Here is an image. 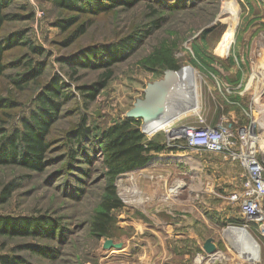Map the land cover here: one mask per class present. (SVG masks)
Listing matches in <instances>:
<instances>
[{
    "label": "rangeland",
    "instance_id": "rangeland-1",
    "mask_svg": "<svg viewBox=\"0 0 264 264\" xmlns=\"http://www.w3.org/2000/svg\"><path fill=\"white\" fill-rule=\"evenodd\" d=\"M2 1L9 15L3 40L9 45L21 32L24 38L4 56L0 150L40 112L39 97L54 82L64 96L56 100L44 170L6 165L0 157V216L40 221L47 229L0 235V257L16 264H264L260 226L231 199L243 188L240 161L170 140L182 126L227 119L237 150L247 151L248 140L264 160V0H82L87 13L54 0ZM72 17L77 22L67 30L57 26ZM82 26L85 32L76 34ZM167 60L175 71L196 73L179 83L161 120L181 118L148 128L150 134L138 119L146 140L165 149L153 151L146 167L112 176L101 151L105 133L128 118L149 83L164 78ZM197 101L199 111L186 115ZM81 125L89 129L83 140L75 135ZM110 185L124 206L112 211L110 236L98 237L93 223ZM236 228L257 243L259 262L249 260V244ZM108 239L122 247L107 248ZM206 242L215 244L214 254Z\"/></svg>",
    "mask_w": 264,
    "mask_h": 264
},
{
    "label": "trees",
    "instance_id": "trees-1",
    "mask_svg": "<svg viewBox=\"0 0 264 264\" xmlns=\"http://www.w3.org/2000/svg\"><path fill=\"white\" fill-rule=\"evenodd\" d=\"M59 7L71 10L81 11L87 13L89 10L87 3L82 0H54ZM4 2L0 0V77L5 72L4 56L8 48L15 44L23 42L24 34L17 33L14 35L13 42L9 45L5 43L2 38V30L4 24L9 20V15L4 12ZM77 22L76 17L68 18L57 22L63 30ZM85 32V27H80L76 34ZM33 50L38 52V48ZM169 69L177 70L178 66L170 60L166 62ZM112 63H109L111 65ZM41 70H36L37 74H41ZM37 74H33L35 77ZM111 75H107V80ZM106 78L102 82L94 84L88 96L92 99L96 97L98 92L106 85ZM27 82L26 79H15V83L22 85ZM101 87V88H100ZM64 96L61 87L58 86V81L54 82L52 86L44 91L39 97V104L41 106L39 113H34L30 120H26L23 124L22 130L18 129L6 138L0 150L1 162L6 165L25 164L32 169L44 170V158L48 149L49 142L47 135L53 121V116L56 115L60 102L56 101ZM140 120L134 118H127L124 121L116 123L112 126L104 136L101 145V151L104 156L105 164L112 176H117L126 172H131L145 167L152 159V152H161L165 146L156 141H147L146 135L139 127ZM89 129L84 125L76 131L75 135L78 139L87 138ZM22 156V158H21ZM108 187L109 196L102 203V210L97 212L94 219L93 231L98 237L110 236L115 225V219L112 216V211L121 209L124 205L119 199L116 188L113 185ZM13 186H8L4 190V194L9 195ZM1 197V199H5ZM22 229L21 234L37 235L36 230L47 231L45 225L40 221L29 223L27 220H15L13 217L0 216V235H13V231ZM34 230V231H33ZM43 231V233H45ZM2 264H16L13 259L9 257H0Z\"/></svg>",
    "mask_w": 264,
    "mask_h": 264
},
{
    "label": "built area",
    "instance_id": "built-area-1",
    "mask_svg": "<svg viewBox=\"0 0 264 264\" xmlns=\"http://www.w3.org/2000/svg\"><path fill=\"white\" fill-rule=\"evenodd\" d=\"M170 140H184L188 148L226 154L240 161L245 170L243 188L239 193H233L231 199L239 202L244 215L260 226L264 238V160L254 149V144H249L247 140L249 149L242 153L238 151L232 126L227 119L215 125L182 126Z\"/></svg>",
    "mask_w": 264,
    "mask_h": 264
},
{
    "label": "water",
    "instance_id": "water-1",
    "mask_svg": "<svg viewBox=\"0 0 264 264\" xmlns=\"http://www.w3.org/2000/svg\"><path fill=\"white\" fill-rule=\"evenodd\" d=\"M181 73L182 71L169 69L163 79L149 83L144 98L137 99L134 107L127 113L128 118L142 119L144 121L143 130L149 133L148 128L153 127V123L166 115L173 96H175V91L180 90ZM105 246L107 248L122 247L120 244H115L112 239H108ZM205 250L211 255L217 251V248L214 243L207 242Z\"/></svg>",
    "mask_w": 264,
    "mask_h": 264
},
{
    "label": "bare ground",
    "instance_id": "bare-ground-1",
    "mask_svg": "<svg viewBox=\"0 0 264 264\" xmlns=\"http://www.w3.org/2000/svg\"><path fill=\"white\" fill-rule=\"evenodd\" d=\"M183 72L184 71H182V73H181V80H180L182 84H184L185 79L189 75L191 76L193 74H196L192 69H187V72L185 74ZM196 77H198L196 80H198V82H199L201 77L198 74L196 75ZM197 93H198V91H197ZM259 105L262 106V107H264V103H262V102L259 103ZM198 107H200L199 101L196 102V104L194 105V107L190 111H188V113H186V115L187 114H190V113H197L199 111ZM169 109H170V107H169ZM179 118H181V117L175 118L174 121L177 120V119H179ZM174 121L171 122V121L168 120V121H166V123H163V120L160 119L157 124L153 123V125H154L153 127H150L149 126L150 127L149 130H152V129L155 128L156 131H158L159 129L167 128L169 126H172L171 124ZM136 191H138V190H136ZM235 230L240 234V237L241 238H242V236H244V238L247 240V242L249 244V248H248V250H249L248 251V253H249L248 254L249 260L254 261V262H259L258 261L259 260V249H258L257 245L255 244L256 242L254 241V239L251 237V235H249V233L244 228H236Z\"/></svg>",
    "mask_w": 264,
    "mask_h": 264
},
{
    "label": "crops",
    "instance_id": "crops-1",
    "mask_svg": "<svg viewBox=\"0 0 264 264\" xmlns=\"http://www.w3.org/2000/svg\"><path fill=\"white\" fill-rule=\"evenodd\" d=\"M170 216L172 217V216H173V214H171ZM171 222H172V221H171ZM171 222H170V223H171ZM171 224H172V223H171ZM206 243H207V242H206ZM206 243H205V244H206ZM165 264H166V263H165ZM168 264H170V263H168ZM175 264H178V263H175Z\"/></svg>",
    "mask_w": 264,
    "mask_h": 264
}]
</instances>
